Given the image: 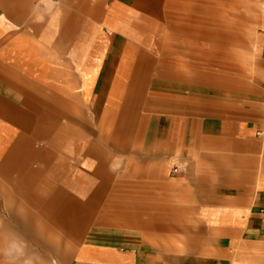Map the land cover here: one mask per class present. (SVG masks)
I'll return each instance as SVG.
<instances>
[{"label":"crops","instance_id":"obj_1","mask_svg":"<svg viewBox=\"0 0 264 264\" xmlns=\"http://www.w3.org/2000/svg\"><path fill=\"white\" fill-rule=\"evenodd\" d=\"M167 1L0 0V264H264V14L225 93Z\"/></svg>","mask_w":264,"mask_h":264},{"label":"rangeland","instance_id":"obj_2","mask_svg":"<svg viewBox=\"0 0 264 264\" xmlns=\"http://www.w3.org/2000/svg\"><path fill=\"white\" fill-rule=\"evenodd\" d=\"M166 4L167 16H174L189 28L186 47L211 51L205 60L201 55L190 56L210 68L206 75L219 70L223 82L235 77L238 90L252 80L255 35L264 14V0H169ZM165 30L170 32L171 26ZM222 88L229 92V82Z\"/></svg>","mask_w":264,"mask_h":264}]
</instances>
